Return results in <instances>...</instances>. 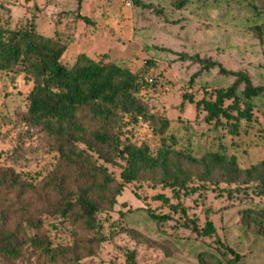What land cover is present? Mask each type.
I'll return each mask as SVG.
<instances>
[{"label": "rangeland", "instance_id": "obj_1", "mask_svg": "<svg viewBox=\"0 0 264 264\" xmlns=\"http://www.w3.org/2000/svg\"><path fill=\"white\" fill-rule=\"evenodd\" d=\"M30 24L44 36L60 34L68 45L61 58L65 65L85 54L119 63L146 80L154 78L140 98L152 114L169 120L173 133L190 136L193 158L218 152L235 158L240 169L264 160V93L250 101L251 120H241L237 127L234 120L223 118L217 126L205 122L206 112L197 106L201 100L216 101L217 92H225L236 80L222 75L217 66L204 70L202 60L230 72H246L255 87L264 88V0H191L182 10L171 0H82L80 9L76 0H0V26L22 29ZM32 86L24 74L0 71V169H11L34 185L54 175L67 176L66 187L75 192L83 179L59 170L58 155L48 139L19 121ZM243 89L241 84L236 92L240 110L247 103ZM233 102L225 101L224 106ZM119 138L123 145L158 147L153 127L141 120L122 126ZM89 154L114 180L115 189L121 184L115 205L110 207V193H105L94 215V229H85L74 218L45 215L40 228L26 230L28 235L45 237L52 247L78 246L79 264H127L131 252L136 264H199L198 257L205 253L229 264L232 257L217 242L239 254L240 264H264V235L242 222L244 212L264 211L259 184L194 178L180 189L152 180L125 182L124 158L106 164ZM16 190L0 189V213L6 215L9 229L39 208L29 194L17 198ZM152 214L169 219L158 221ZM194 223L200 230L211 223L215 232L199 235ZM0 264L51 263L25 247L20 259L0 257Z\"/></svg>", "mask_w": 264, "mask_h": 264}, {"label": "trees", "instance_id": "obj_2", "mask_svg": "<svg viewBox=\"0 0 264 264\" xmlns=\"http://www.w3.org/2000/svg\"><path fill=\"white\" fill-rule=\"evenodd\" d=\"M76 1L80 9L82 0ZM171 1L177 10H182L191 0ZM77 19L88 22L80 14ZM67 49L60 34L44 36L35 30L34 24L22 29L0 26V71L24 74L33 83L25 98L27 110L19 116L20 123L48 139L51 149L58 155L59 170L75 172L83 179L73 192L66 187L67 176L58 178L54 175L34 185L20 180L11 169H0V189H17V198L29 194L39 206L33 215L21 220L13 229L6 227V215L0 213V257L16 261L26 247L51 264H79L82 250L78 246L52 247L47 238L30 236L26 230L40 228V217L45 215L74 218L85 229L91 230L95 228L94 215L100 209L98 202L103 200L105 193H110L111 199H107L110 207L115 205L122 186L115 189L114 180L104 168L96 166L89 153L106 164H113L118 157L124 158L126 169L122 178L125 182L152 180L163 187L180 189H186L194 178L206 183L219 180L228 185L257 183L264 194V160L240 169L235 158H227L218 152L207 153L199 159L191 156L190 136L173 133L169 120L152 114L140 98L141 91L149 85L148 80L155 81L154 78L146 80L143 74H135L119 63L93 60L85 54H79L71 65H65L61 58ZM201 63L204 70L217 66L222 75L236 78L225 92H217L216 101L197 103L198 108L206 112L205 122H215L217 126L223 118L227 122L234 120L237 127L241 120H251L250 101L260 97L264 88L255 87L246 72H230L204 60ZM241 84L244 85L242 96L247 102L245 110H240L236 102V92ZM230 100H234L233 104L225 107V101ZM231 111H236L237 115L233 116ZM139 120L153 127L158 137L157 148L122 144L119 138L122 126L136 124ZM182 129L185 131L183 126ZM81 145L87 150L81 149ZM25 204L23 202V209ZM151 217L158 221L169 219L154 214ZM242 222L243 226L264 235V211L244 212ZM193 231L211 236L215 229L208 223L200 230L194 223ZM217 243L232 257L229 264H240L239 254ZM198 262L222 264L219 258L207 253L200 254ZM127 264H136L134 252L128 254Z\"/></svg>", "mask_w": 264, "mask_h": 264}, {"label": "built area", "instance_id": "obj_3", "mask_svg": "<svg viewBox=\"0 0 264 264\" xmlns=\"http://www.w3.org/2000/svg\"><path fill=\"white\" fill-rule=\"evenodd\" d=\"M148 82H149V83H153L154 81H153L152 79H149Z\"/></svg>", "mask_w": 264, "mask_h": 264}]
</instances>
